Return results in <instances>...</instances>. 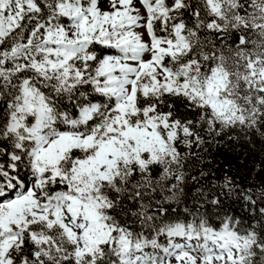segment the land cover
Listing matches in <instances>:
<instances>
[{
    "label": "snow or ice",
    "instance_id": "snow-or-ice-1",
    "mask_svg": "<svg viewBox=\"0 0 264 264\" xmlns=\"http://www.w3.org/2000/svg\"><path fill=\"white\" fill-rule=\"evenodd\" d=\"M222 145L264 152V0H0V264H264Z\"/></svg>",
    "mask_w": 264,
    "mask_h": 264
},
{
    "label": "trees",
    "instance_id": "trees-1",
    "mask_svg": "<svg viewBox=\"0 0 264 264\" xmlns=\"http://www.w3.org/2000/svg\"><path fill=\"white\" fill-rule=\"evenodd\" d=\"M262 161L264 152L260 150L259 145L255 148L222 145L219 149H214L213 156L209 158L207 164L210 170L217 171V175L219 168L228 167L230 174L258 183L264 177V172L260 171Z\"/></svg>",
    "mask_w": 264,
    "mask_h": 264
}]
</instances>
